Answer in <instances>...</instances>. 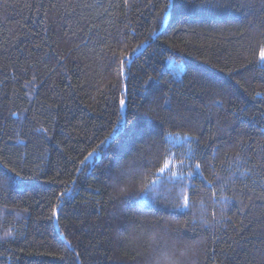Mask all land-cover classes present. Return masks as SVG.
I'll return each instance as SVG.
<instances>
[{"label":"trees","instance_id":"16d2710c","mask_svg":"<svg viewBox=\"0 0 264 264\" xmlns=\"http://www.w3.org/2000/svg\"><path fill=\"white\" fill-rule=\"evenodd\" d=\"M220 3L0 0V171L24 177L0 187V264H145L165 239L264 264V0ZM190 144L202 174L151 183Z\"/></svg>","mask_w":264,"mask_h":264},{"label":"snow or ice","instance_id":"6c2138e0","mask_svg":"<svg viewBox=\"0 0 264 264\" xmlns=\"http://www.w3.org/2000/svg\"><path fill=\"white\" fill-rule=\"evenodd\" d=\"M216 6H222V4L220 3V0H217ZM257 59L260 62H264V46L260 47ZM208 86L211 87L212 82L209 81ZM213 103H216V101L214 100ZM221 104H222V101H221ZM120 105L121 106L125 105V100L123 97H121V99H120ZM173 119H175V117H173ZM165 135L171 137L177 143H179L181 140V137L179 136V134L166 133ZM184 135L185 136H191L190 133H186ZM106 139H107V137H105V140ZM103 143H104V141L102 140L101 144H103ZM191 143L198 145L199 141L197 138H193ZM95 151H96V149H93L92 152H89L88 156H86L84 158V160H87L88 157L92 156ZM195 152H196V149H193L191 147V144H190L186 152L179 154L180 156L183 157V159L178 160V167H179V169H181V171L178 173L177 171L173 170V163H172V160L175 159L176 157L172 154L170 147H164L162 152H160L156 157H154L153 160L149 161V163H155V164L160 165L159 167L155 168V171L152 173L153 181L151 183H155L156 181L160 180L164 176V174H166V173H170L171 177H179V179L182 181L183 178L185 177V172L183 171V169L186 166L193 168V171L187 172L186 175L188 178H191L194 173L202 174V166H201V163L199 161H197L194 164V166L191 164H188V165L185 164L186 160L187 161L194 160ZM84 160H82L80 163L83 164ZM11 172L13 174H9L7 172L0 171V187L6 185L8 183H11L12 185H14V187L16 189L22 190V187L24 184V177H23L22 173L17 172L16 169H14V168L11 169ZM208 183L210 184L211 181H208ZM174 187H177V185H173L168 190L171 191V190H173ZM180 187H181V191L179 192L177 199H181L183 201V206H189V196L183 191V187L182 186H180ZM147 188H148V185L145 184V189H147ZM122 191H124V189H122ZM174 206L180 207L181 205L175 204ZM53 211L55 214V209ZM205 223H206V221H205ZM5 235L10 236L11 233H6Z\"/></svg>","mask_w":264,"mask_h":264},{"label":"clouds","instance_id":"9594fccd","mask_svg":"<svg viewBox=\"0 0 264 264\" xmlns=\"http://www.w3.org/2000/svg\"><path fill=\"white\" fill-rule=\"evenodd\" d=\"M198 243L165 239L161 248L149 249L145 256V264H196Z\"/></svg>","mask_w":264,"mask_h":264},{"label":"rangeland","instance_id":"374dc122","mask_svg":"<svg viewBox=\"0 0 264 264\" xmlns=\"http://www.w3.org/2000/svg\"><path fill=\"white\" fill-rule=\"evenodd\" d=\"M261 63L264 65V62H261ZM168 66H169L170 70L172 72H174L176 75H180V73L182 72V69H183V64L174 62L173 58L169 59ZM172 163H173V170L175 171L174 168L176 166V162L172 160ZM167 178L170 179V178H173V177H171L170 173H166V174H164V176L161 179H167ZM160 180H158V181H160Z\"/></svg>","mask_w":264,"mask_h":264}]
</instances>
